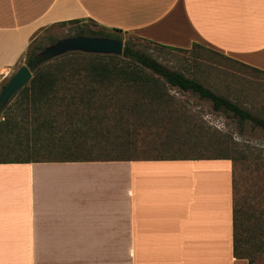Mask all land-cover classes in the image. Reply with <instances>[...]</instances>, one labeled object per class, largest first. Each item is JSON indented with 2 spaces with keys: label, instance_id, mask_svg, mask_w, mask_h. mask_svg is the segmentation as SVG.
Listing matches in <instances>:
<instances>
[{
  "label": "crops",
  "instance_id": "obj_1",
  "mask_svg": "<svg viewBox=\"0 0 264 264\" xmlns=\"http://www.w3.org/2000/svg\"><path fill=\"white\" fill-rule=\"evenodd\" d=\"M89 18L264 71V0H0V77L40 28ZM229 159L0 162V264H246Z\"/></svg>",
  "mask_w": 264,
  "mask_h": 264
},
{
  "label": "trees",
  "instance_id": "obj_2",
  "mask_svg": "<svg viewBox=\"0 0 264 264\" xmlns=\"http://www.w3.org/2000/svg\"><path fill=\"white\" fill-rule=\"evenodd\" d=\"M89 23L97 28H91ZM56 24H73V35L121 39L119 29L100 26L89 18H71L49 25ZM31 41L24 59L31 77L0 106V113L11 107V112L0 114V162L138 159L128 154L132 147L137 146V140L145 141L140 131L143 127L147 128L148 135L151 136V148L170 153L167 157L151 159L225 158L232 161L227 150L235 141L224 132L199 121L195 115L187 114L184 105L178 103L174 95L169 93V89L207 100L213 111L222 112L237 124L248 121L253 127L264 128V116L242 107L234 99L211 89L182 71L167 67L144 50L134 48L128 41L123 43L119 56L68 51L49 59L35 54L30 47ZM145 41L161 48L193 51L195 54L198 53L197 50L202 49L264 74V71L258 68L198 43H192L189 48H179ZM55 99L64 102L68 120H83L85 117L84 122L89 124L87 130L73 127L67 131L68 139L62 140L61 137L53 136L54 124L50 123L45 115L37 114L41 118L32 116L31 120L35 124L30 132L22 134L21 137H18L19 133L13 134L17 120L12 115V109L22 108L24 113L21 116L27 119L30 109L35 112L42 107L49 108ZM107 100H114V103ZM108 113L111 116H108ZM52 119L54 120L50 117V120ZM105 122L109 124L103 126L102 123ZM152 126L157 129L151 130ZM12 134L13 139L10 138ZM43 135H47L46 138ZM42 139L48 141L50 149L56 148L54 154L32 158L35 151H27V148L34 147L36 142ZM23 143L26 149L21 155L15 148ZM180 153L186 155L176 156ZM188 153L196 155L187 156ZM231 213L232 255L244 258L246 264H264V259H259L264 246L261 242L250 243L249 237L244 235V223L241 219L243 212L236 208L233 202ZM256 229L258 228L255 227L254 230Z\"/></svg>",
  "mask_w": 264,
  "mask_h": 264
},
{
  "label": "rangeland",
  "instance_id": "obj_3",
  "mask_svg": "<svg viewBox=\"0 0 264 264\" xmlns=\"http://www.w3.org/2000/svg\"><path fill=\"white\" fill-rule=\"evenodd\" d=\"M88 26L97 28L92 23H89ZM74 32L73 24L47 25L37 30L30 47L35 54H39L45 46L57 39L73 36ZM118 34L121 36L120 40L122 43L128 41L134 48L144 50L167 67L182 71L211 89L234 99L242 107L250 109L259 116H264V74L254 72L202 49L197 50L198 53L196 54L193 51L171 50L156 46L131 33L120 31ZM25 57L26 53L23 54L19 63L15 65L13 71L24 63ZM8 78L9 75L0 77V89ZM169 93L174 95L178 103L184 105L187 114L195 115L199 121H203L210 128L224 132L235 141V144L229 145L227 150V154L232 157V202L236 208H240L243 212L241 219L244 223V235L249 237L250 243L261 242L264 246V128L253 127L248 121L237 124L234 119L225 116L222 112L213 111L207 100L199 99L195 95L180 94L174 89H169ZM111 102L114 103V100ZM10 109L11 107L0 114H6ZM31 111L32 109L29 110L28 118L24 119L21 116L24 113L22 108L12 109V115L17 120L13 134L19 133L18 137H21L22 134L30 132L35 124L31 119L35 115H45L44 117L54 124L55 133L53 136L61 137L62 140L68 139L67 131L73 127L78 126L80 130H87L89 125L84 122L86 120L85 117H83V120H68L64 102L56 99L50 103L49 108L42 107L41 110ZM108 116H111V114L108 113ZM50 117L54 118V120H50ZM37 118L40 119L41 116ZM108 124L107 122L102 123L103 126ZM97 125L99 124L97 123ZM155 127L152 126L151 130L157 129ZM140 131L145 141H136L137 146L132 147L129 151L130 153L128 152L130 157L157 158L170 155V153L150 147L151 136L148 135L146 127L141 128ZM13 134L10 135L11 139H13ZM47 139L50 140L48 137ZM47 142L45 139L39 140L34 147L30 146L27 148V151H31V149L35 151L32 158L44 157L48 156V154L53 155L56 148L50 149V145ZM15 149H18L22 155L26 147L23 143V145H18ZM183 154H176V156H182ZM189 155H196V153H188L187 156ZM255 222L257 223L255 224ZM255 227L258 229L254 230ZM259 259H264V249L260 253Z\"/></svg>",
  "mask_w": 264,
  "mask_h": 264
},
{
  "label": "water",
  "instance_id": "obj_4",
  "mask_svg": "<svg viewBox=\"0 0 264 264\" xmlns=\"http://www.w3.org/2000/svg\"><path fill=\"white\" fill-rule=\"evenodd\" d=\"M123 43L120 39L106 36L73 35L57 39L45 46L39 54L44 58L58 56L68 51L121 55ZM31 77L29 68L20 64L0 89V106L16 93Z\"/></svg>",
  "mask_w": 264,
  "mask_h": 264
}]
</instances>
